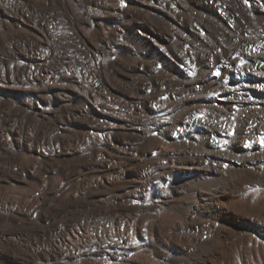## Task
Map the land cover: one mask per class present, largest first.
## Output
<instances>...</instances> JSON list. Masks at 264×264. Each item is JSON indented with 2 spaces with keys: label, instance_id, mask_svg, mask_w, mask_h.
Listing matches in <instances>:
<instances>
[{
  "label": "bare ground",
  "instance_id": "bare-ground-1",
  "mask_svg": "<svg viewBox=\"0 0 264 264\" xmlns=\"http://www.w3.org/2000/svg\"><path fill=\"white\" fill-rule=\"evenodd\" d=\"M0 264H264V0H0Z\"/></svg>",
  "mask_w": 264,
  "mask_h": 264
}]
</instances>
